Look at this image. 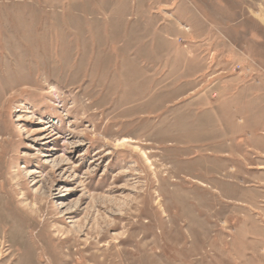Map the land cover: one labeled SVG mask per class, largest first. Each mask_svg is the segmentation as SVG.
Here are the masks:
<instances>
[{"label": "rangeland", "instance_id": "374dc122", "mask_svg": "<svg viewBox=\"0 0 264 264\" xmlns=\"http://www.w3.org/2000/svg\"><path fill=\"white\" fill-rule=\"evenodd\" d=\"M2 222L0 264H264V0H0Z\"/></svg>", "mask_w": 264, "mask_h": 264}, {"label": "bare ground", "instance_id": "6f19581e", "mask_svg": "<svg viewBox=\"0 0 264 264\" xmlns=\"http://www.w3.org/2000/svg\"><path fill=\"white\" fill-rule=\"evenodd\" d=\"M144 93H145V91H144ZM138 95V94H137ZM137 100V99H136ZM140 101V100H139ZM89 107V106H88ZM139 136H141V137H145L146 139L145 140H148V138L150 137V135H146V132H143L142 131V133L139 135ZM128 141L129 140H127V139H124L123 140V144L124 143H128ZM148 160V159H147ZM150 163V162H149ZM3 225H4V223L2 222V223H0V228L2 229V227H3ZM72 246H76V244L75 243H73L72 244ZM73 254H74V252H69L68 253V257L67 258H60V257H58V258H53L51 261H50V264H69L71 261H73ZM23 264H38V263H36V261H27V262H25V263H23Z\"/></svg>", "mask_w": 264, "mask_h": 264}]
</instances>
